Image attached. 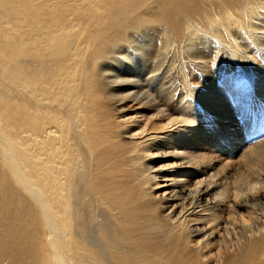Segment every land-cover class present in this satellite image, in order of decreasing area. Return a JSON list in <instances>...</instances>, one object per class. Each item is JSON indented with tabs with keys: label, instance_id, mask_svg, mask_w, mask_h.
I'll return each mask as SVG.
<instances>
[{
	"label": "bare ground",
	"instance_id": "obj_1",
	"mask_svg": "<svg viewBox=\"0 0 264 264\" xmlns=\"http://www.w3.org/2000/svg\"><path fill=\"white\" fill-rule=\"evenodd\" d=\"M253 1L182 0L179 10L185 17L184 22L178 13L176 22L159 18L153 24L157 34L164 37L165 48L174 47L172 40L176 39L181 55L187 56L194 50L198 53L202 40L199 44L194 42L197 31L209 28L213 40L225 42L236 53L242 43L233 45L234 40L244 41L243 50H246L253 43L248 44L243 38L244 28L248 26L258 31L259 28L255 27L258 18L254 17L262 16L260 19L264 16L261 14L264 0ZM118 2L125 4L124 0H13L17 40L12 44L11 57L15 62V76L3 79L1 100L5 102L10 95H14L15 100L11 111L0 108V264H208V259L211 264L251 262L253 246L264 244V236L259 242L252 243L251 251L244 255L242 262L239 256L229 254L226 240L230 235L227 231V237L224 233L219 241L214 242L217 244L216 254L207 251L223 215L234 222L244 223L237 213L239 208L246 206L254 214L256 203L248 205V195L251 191L256 192L261 183L260 171H253L250 165L264 166L258 165L264 162L262 148L253 150L255 156L250 167L246 166L253 172L237 182L231 195L229 191L224 192V196H221L222 192L216 195L212 193L216 187H209L211 184L208 186L207 181L201 180L198 188L195 184L196 190H189L185 195L182 194L184 190H178L180 187L176 191L177 183H173L167 193L155 196L152 191L158 189V183L150 182L156 175H145L152 162L145 163L144 158L149 155L142 148L160 141L157 135L144 137L142 132L131 129L127 135L135 141L126 152H130L127 158L133 162L139 186L118 181L115 183L119 186L113 188L112 183H99L96 174L107 160L102 161L99 153L95 154L99 160L94 159L88 134L95 122L92 115L96 106L92 99L97 77L101 80L97 84L99 95L106 103L115 105V115L119 108L123 109L124 103L130 101L154 112V120L159 122L153 123L151 128L158 135L164 128L177 125L173 120L163 126L159 124L168 115L167 101L169 97L172 99L175 88H169L166 100L155 96L149 88L155 80L145 77L144 83L148 85H142V75L137 73L142 71V66L133 67L125 59L131 50L134 52H129V57L138 51V59H147L146 55L152 53L151 41L146 43L139 38H128V41L115 44L114 52L108 58L105 57L108 52L96 60L89 55L102 37L91 28L94 15L101 14L102 6L108 5L111 9ZM228 8H233L234 12ZM131 9L114 11L110 19L113 21ZM83 23H88L86 28ZM207 37L211 39V36ZM207 50L216 52L218 48L209 44ZM123 53L124 59L119 57ZM152 62L150 72L156 78L155 73L161 66L157 65L158 68ZM119 117H114L113 113L114 121ZM113 125L111 130L116 126ZM189 129L185 132L187 137L192 126ZM97 144L96 140L93 145ZM196 168L200 173L201 170ZM90 178L95 180L94 190L88 182ZM247 179L254 181V186L248 185ZM137 187L141 192L134 201L146 203L139 223L125 219V212H118L117 205L123 204L124 199L115 193ZM209 193L215 196L210 205ZM228 194L233 198L230 208L225 204L230 199ZM220 196L225 202L218 200ZM178 197L180 201L176 202ZM105 200L113 202L115 208H110L103 202ZM197 208L199 211L194 212ZM204 218H207V228L202 226L199 229L201 227L196 223ZM192 243L195 247L191 246Z\"/></svg>",
	"mask_w": 264,
	"mask_h": 264
},
{
	"label": "rangeland",
	"instance_id": "obj_2",
	"mask_svg": "<svg viewBox=\"0 0 264 264\" xmlns=\"http://www.w3.org/2000/svg\"><path fill=\"white\" fill-rule=\"evenodd\" d=\"M124 1L125 4L118 2L111 9L108 8V5L102 6L101 14L94 15L95 22L91 28H95L97 33H101L102 37L90 50L89 55L96 60L108 52L105 55L108 58L114 52L113 46L115 44H121L124 41L136 38H139V41H146V43L151 41L149 44H153V46L150 51L156 57L149 51L151 55L148 54L146 55L147 57L144 55L147 59L142 61L138 59L139 55L137 51L131 58L129 57L131 54L129 52H134L131 50L127 53L125 52L127 54L125 59L130 61L133 67H137V64H140L139 68L142 66V71L137 72L142 75L140 78L142 85H148L144 83V79H147L145 77H152L155 80L149 86L152 91L151 93L155 96L166 100L169 97L168 93L170 89L175 88L172 99L169 97L167 101L168 115L165 121L159 124L163 126L168 121L173 120V123L176 122L177 125L164 128L163 131L158 132L160 133L158 135L157 131H153L154 128H151L153 123L159 122L158 120H154V112L149 108H140L139 105L130 101L124 103L122 105L123 109L119 108V111L117 110V114L115 115L113 111L115 105L112 106L106 103L103 97L99 95L97 84L101 80L97 77L92 99L93 105L95 104L96 106L92 115L95 122L94 127L88 131L90 132L88 134L92 140L91 150L94 159L99 160L100 157L102 161L107 160V162L97 172L96 177L99 183H112L114 185L113 188L119 186L115 183L118 181L138 185L139 180L135 176L133 162L127 158L130 152H126V149L130 148L135 141L131 140L127 135L131 129H134V132H142L144 137L157 135L158 141H160V143L154 146L142 148L145 154L149 155L144 158L145 163L152 162V166H149L150 170L145 175H156L150 182V184L158 183V189L152 191L155 196L167 193L173 183H177L178 185L175 186L176 191L180 187L178 190H184L182 194L185 195L189 190H196V187L198 188L199 186L198 181L201 180L207 181L206 184L208 186L211 184L209 187H213V185L216 187L212 193H216L217 195L219 192H222L221 196H224V192L229 191L231 195L238 181L243 180L244 177L247 178L248 174L250 173L251 175L253 171L257 173L260 171L259 183L261 184H256L260 186L261 192H257L259 189L253 188L256 189V192L251 191L250 195H248V205L254 202L258 208L254 204V214L246 206L238 209L237 213L245 220L244 223H240L239 221L234 222L226 214L225 217L223 215L220 219L221 222H218L219 230L216 232L214 240L210 239V246H212L207 251L215 255L217 244H214V242L219 241L224 236V233L226 236L227 231L230 236H226L228 239L225 240L229 254L239 256L241 261L244 259V255H247L248 251H251L252 243L255 241L259 242L264 236V199H260L264 196V166L260 168L253 164L254 166L250 165L253 171L247 169L250 167V161L255 156L253 150L262 148L264 151V46L262 45L264 43V16L260 19L259 17L262 16L254 17L255 19H259H257L258 23L255 26L259 28L258 31L248 26L244 28L243 38H246L248 44L250 42L253 43L246 47L247 51L245 48L243 50L245 42L240 41V39L234 40L233 45L242 43L238 45L239 51L236 53L225 42H221L216 38L213 40L212 31L209 28L207 31H197L198 37H195L197 40L195 39L196 41L194 40V42L199 44L202 40L203 44L200 43V51L197 53L194 50V53L189 52L186 56L181 55L182 51L176 45V39V41L172 40L174 41V47L171 49L165 48L164 37L157 34L155 25L153 24V21L159 18L176 22L178 13L180 14V18H183L182 22H184L185 17L179 10L182 0ZM257 1L260 0H254L253 2ZM127 7H132V9L126 11L125 14L120 15L113 21L110 19L112 12ZM228 9L234 12L233 8ZM261 14L264 15V8L261 10ZM15 17L16 11L13 0H0V108L9 111L14 107L15 96H8L4 102L1 100V94L4 86L3 79H13L15 76V62L11 57L12 44L17 40L15 38L17 27ZM87 25L88 23H83L85 28ZM103 28L106 29L103 30ZM259 30L263 31L260 32ZM258 32L259 34H257ZM207 36H211L210 38L213 41L211 42V39ZM248 38L249 41L247 40ZM209 44L217 46L218 50L216 52L214 50L209 52L207 50V45ZM124 55L123 53L119 57L124 59ZM153 57L157 59L154 60L152 59ZM238 57H244V60ZM158 58H161L160 61ZM152 61H154L156 67L161 66V68L158 67L159 71L155 73L156 78L150 72V65H153ZM140 62L143 64L145 62L144 65H146V68L148 67V70ZM160 63L162 64L160 65ZM198 63L202 66H198ZM157 84L158 86H154ZM113 113L114 117H121L117 120L115 118L114 121ZM149 119L150 121H148ZM112 125H118L119 128L115 126L111 130ZM127 126L129 127L126 128ZM189 126H192V129L191 134L187 137L185 136V132L190 130ZM174 128L178 130H173ZM116 130L117 134L115 133ZM96 140L99 144L95 146L93 143ZM96 153H99V157L95 155ZM110 157L112 158L109 160ZM247 164L249 167H246ZM258 165H264V162ZM196 166L198 170H201L200 173L196 171ZM87 169H85L84 173L86 178L88 175ZM107 174L108 177L106 178ZM209 177L213 181L207 180ZM248 179L246 180L248 185L250 183V185L254 186L255 182H251ZM208 181H211V183ZM88 182L93 186L94 190L95 180L90 178ZM195 184L196 187H194ZM256 184L255 187H257ZM138 189L137 187V189L129 190L128 192L116 191L115 193L120 195V199H124L123 204L117 205L116 209L118 212H125V219H134L139 223L141 217L144 215L143 208L146 203L134 201L136 196L140 195L141 191ZM212 193L211 195L210 193L208 194V197H210L207 198L208 201L210 199L208 205H210L215 197L212 196ZM230 195L228 194V198H230L228 202H225L221 196L218 200L220 201L223 198L221 201L225 202V204L227 203L228 207L232 205L231 199L233 198ZM165 197H168L167 194ZM179 199V197L176 198V202L180 201ZM241 200L243 201L244 199ZM103 202L110 208H115L113 202H106V200ZM197 211H199V208L194 212ZM190 218L193 219L194 216ZM205 219L207 218L196 223V225L201 227L199 229H202V226L204 229L207 228ZM203 220L205 221L203 222ZM225 222H228V224H224ZM128 232L126 233L128 234ZM193 245L195 247L194 243L191 244L192 247ZM253 247L255 249L252 252L254 256L253 260L251 262H243L246 264H264V244ZM213 248H215L214 251ZM207 263L211 264V262L209 263V259Z\"/></svg>",
	"mask_w": 264,
	"mask_h": 264
}]
</instances>
